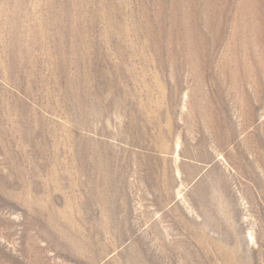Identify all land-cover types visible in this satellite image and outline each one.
Listing matches in <instances>:
<instances>
[{"label": "rangeland", "instance_id": "1", "mask_svg": "<svg viewBox=\"0 0 264 264\" xmlns=\"http://www.w3.org/2000/svg\"><path fill=\"white\" fill-rule=\"evenodd\" d=\"M0 264H264V0H0Z\"/></svg>", "mask_w": 264, "mask_h": 264}]
</instances>
